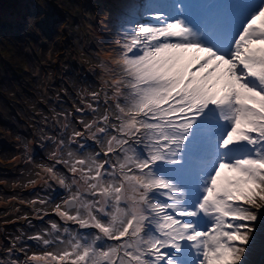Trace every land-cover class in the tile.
<instances>
[{
    "label": "snow or ice",
    "instance_id": "6c2138e0",
    "mask_svg": "<svg viewBox=\"0 0 264 264\" xmlns=\"http://www.w3.org/2000/svg\"><path fill=\"white\" fill-rule=\"evenodd\" d=\"M238 2L212 27L173 0L129 14L104 106L56 160L77 190L54 211L88 234L52 222L30 238L46 250L0 264H243L264 217V0Z\"/></svg>",
    "mask_w": 264,
    "mask_h": 264
},
{
    "label": "rangeland",
    "instance_id": "374dc122",
    "mask_svg": "<svg viewBox=\"0 0 264 264\" xmlns=\"http://www.w3.org/2000/svg\"><path fill=\"white\" fill-rule=\"evenodd\" d=\"M54 1L50 5L49 0H0V15L6 18L5 24L0 22V48L5 41L16 47H7L6 54L0 55L3 60L0 65V260L4 261H23L25 257L19 255L23 254L22 248L29 255L46 250L33 242L30 245L25 237L32 227L28 226V218L19 220L13 215L24 206L32 210L29 202L33 205V201L43 199L45 204L57 205L73 193L68 180L66 184L70 187H65L64 194H59L56 201L52 200L57 189L46 183L48 175L41 166H51L61 156L67 158L68 151L76 150L77 145L70 142L72 131H85L81 121L96 119V113L87 104L104 106L103 89L112 73L118 71L114 60L120 52L119 44L106 40L100 32V26H106L104 22L92 21L90 12H98V1L75 0L77 4L73 6L81 8V19H77V24L66 22V35H62L64 28L57 31L53 27L61 14L54 12L52 6L63 0ZM30 16L33 22L27 27L26 19ZM118 17L119 14L114 16ZM72 24L80 28L77 33L73 32ZM13 36L17 42L12 40ZM14 50L27 56L22 54V61L18 62ZM94 91L100 93L99 101L92 100L90 94ZM108 94L111 96L110 91ZM80 108L87 112L78 111ZM77 139L86 145V152L100 149L87 133L83 139ZM50 140L52 146L61 140L66 144L56 150L55 157L49 153ZM59 165L64 164H55L58 176L66 178ZM32 218L37 219L33 215ZM258 226L264 234V217ZM83 234L87 235L88 230ZM13 244L15 250L9 256L7 250ZM259 246L262 245L246 252L243 264H250Z\"/></svg>",
    "mask_w": 264,
    "mask_h": 264
},
{
    "label": "trees",
    "instance_id": "16d2710c",
    "mask_svg": "<svg viewBox=\"0 0 264 264\" xmlns=\"http://www.w3.org/2000/svg\"><path fill=\"white\" fill-rule=\"evenodd\" d=\"M50 2H55L54 0H51ZM73 4H77V2H75V0H63V3H60V2H56L55 3V5H54V7H53V9L52 10H56L57 12H59L60 14H62L63 15V13L64 14H66V16H67V18L72 22V21H74L76 24H77V18H80L81 19V15H80V13H79V10H81V8L80 7H78V6H76V8L73 6ZM36 7V11H38V7L37 6H35ZM1 19V18H0ZM32 18H30L29 19V22H33L32 20H31ZM72 26V29H73V32L74 33H77V29H80L79 27L77 28V26H75V24L73 25H71ZM19 32V30L16 28V33H18ZM16 36V35H15ZM23 36V35H22ZM17 37V36H16ZM14 38V36L13 37H11L12 38V40L14 41V42H17V38ZM30 41L31 42H33V40H31L30 39ZM3 45H4V47H2V48H0V55L1 56H4L5 54H6V48L7 47H9V48H16L12 43H11V41L9 42V41H5L4 43H3ZM70 49H71V47H70ZM14 52H15V54H14V56L17 58V60H18V62H21L22 61V58H21V56H22V52L23 51H20L19 50V52L20 53H16V50H14ZM4 53V54H3ZM25 57L27 56V55H25V54H23ZM28 59V58H27ZM3 62V60H1L0 59V65H1V63ZM34 101H36L35 99H34ZM84 116V115H83ZM84 118H85V116H84ZM78 121L80 120L79 119V117H78V119H77ZM91 145H94L93 143H91ZM86 150V149H85ZM61 170H63V168H61ZM57 181V180H56ZM34 199H37L36 197H34ZM29 206H31L32 207V210H28L25 206L24 207H22L21 208V210H20V212H18V213H14V218H16V219H23V218H28V220L30 221V224L28 225V226H33L34 228H36V227H39V226H41L43 229H45V230H48V227L49 226H47L45 223H40V222H35V219H33L32 218V215L33 216H35L36 218H40V217H43L44 216V214L45 213H47V212H49V210L51 209V206H48V204H40V203H38V201H37V203H35V204H33V205H31V202H29ZM51 222H54V219H53V217L51 218ZM57 224H59L60 225V230H61V232L63 231V228H65V226H64V224L62 223L61 224V222H59V220H57L56 219V221H55ZM73 233H75V232H80V233H82L81 231H79V230H77V229H75L74 227H68ZM39 229H30L27 233L28 234H33L34 232H36V231H38Z\"/></svg>",
    "mask_w": 264,
    "mask_h": 264
},
{
    "label": "bare ground",
    "instance_id": "6f19581e",
    "mask_svg": "<svg viewBox=\"0 0 264 264\" xmlns=\"http://www.w3.org/2000/svg\"><path fill=\"white\" fill-rule=\"evenodd\" d=\"M48 147H49V148L51 147V140H50V142H49V144H48Z\"/></svg>",
    "mask_w": 264,
    "mask_h": 264
}]
</instances>
